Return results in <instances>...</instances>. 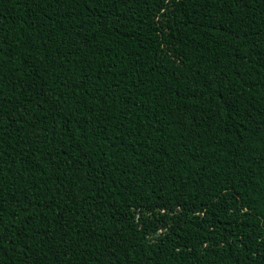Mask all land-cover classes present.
<instances>
[{"label": "trees", "instance_id": "trees-1", "mask_svg": "<svg viewBox=\"0 0 264 264\" xmlns=\"http://www.w3.org/2000/svg\"><path fill=\"white\" fill-rule=\"evenodd\" d=\"M0 264H264V0H0Z\"/></svg>", "mask_w": 264, "mask_h": 264}]
</instances>
